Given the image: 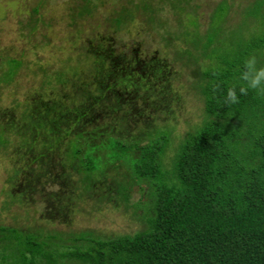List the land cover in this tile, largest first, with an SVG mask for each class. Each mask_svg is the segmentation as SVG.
<instances>
[{
	"label": "trees",
	"instance_id": "obj_1",
	"mask_svg": "<svg viewBox=\"0 0 264 264\" xmlns=\"http://www.w3.org/2000/svg\"><path fill=\"white\" fill-rule=\"evenodd\" d=\"M105 2L69 7V23L79 28ZM158 2L107 9L103 31L94 27L58 68L38 67L43 80L16 110H0V146L12 138L11 201L39 200L44 220L64 222L71 201L126 205L136 186L145 201L131 208L141 210L144 227L105 237L0 227V264H264V0L235 10L217 1L204 31L194 15L179 18L190 0ZM158 4L178 15L172 31ZM140 13L164 26L165 46L183 44L175 62L195 65L188 86L202 101V119L169 157L172 129L162 115L179 95L166 59L137 45L122 50L110 35L128 31ZM21 64L9 59L4 80Z\"/></svg>",
	"mask_w": 264,
	"mask_h": 264
},
{
	"label": "rangeland",
	"instance_id": "obj_2",
	"mask_svg": "<svg viewBox=\"0 0 264 264\" xmlns=\"http://www.w3.org/2000/svg\"><path fill=\"white\" fill-rule=\"evenodd\" d=\"M98 8L99 14L96 17L88 18L76 29L67 19L68 8L76 7L82 0H0V110L5 114L14 111L15 104L22 101L28 89H34L38 82L42 81L38 67L47 70L58 68L63 64V58L73 55L79 46L81 39L93 37L92 29L97 32L103 31L102 19L107 9H115L124 6L127 0H105ZM134 1V0H132ZM219 0H190L188 9L180 13V19H191L193 16L199 24V29L204 31L209 22V14L213 5ZM246 0H229L236 9L238 2ZM158 0H152L157 3ZM159 3V2H158ZM161 5L162 10L159 18L167 25L169 31L175 29L174 19L176 16L171 13L166 4ZM37 9L38 13L32 14ZM190 9V10H189ZM190 12V13H189ZM192 13V15H191ZM137 17V22L129 26V30L120 33L115 38L116 45L124 50L130 45H137L143 54L150 56L158 54L159 59H166V69L169 71V86L174 94L179 95L168 105V111L162 118L172 129L170 144L165 154L167 157L172 153V148L177 144L185 133L191 132L202 119V101L197 97L193 89L189 88L192 83L188 76L191 65L187 67L179 61L173 60L175 48L184 47L177 40L173 42L174 49L165 46L162 38L165 37L164 26L145 23L142 14ZM191 16V17H190ZM100 24V28L96 24ZM79 30H81L79 32ZM92 33V34H91ZM224 39L229 38L224 37ZM156 54V55H157ZM155 56V54H154ZM15 59L22 62L11 79L4 80L3 73L7 70V61ZM206 63L201 59V65ZM36 71V72H35ZM36 74H35V73ZM0 111V112H1ZM5 134L0 133V140ZM4 146H0V227L15 228L18 231L30 232L40 230L45 233L48 230H61L83 232L90 231L100 236H120L132 234L141 230L144 226L137 211L131 205L138 206L145 201L141 191L133 186L130 191L129 202L126 205L112 201L97 203L91 199H79L71 201L70 213L64 222L58 220H44L42 212L45 209L42 202L11 201L9 191H16L10 188L7 182L11 168L13 167L12 138L8 137ZM1 145V143H0ZM51 191L56 187L50 186ZM11 189V190H10ZM133 203V204H132Z\"/></svg>",
	"mask_w": 264,
	"mask_h": 264
}]
</instances>
